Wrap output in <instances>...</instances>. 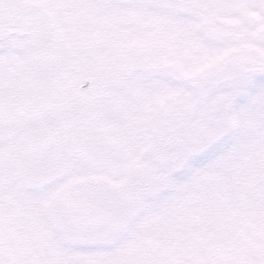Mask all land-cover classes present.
I'll list each match as a JSON object with an SVG mask.
<instances>
[{
	"label": "snow or ice",
	"instance_id": "1",
	"mask_svg": "<svg viewBox=\"0 0 264 264\" xmlns=\"http://www.w3.org/2000/svg\"><path fill=\"white\" fill-rule=\"evenodd\" d=\"M0 264H264V0H0Z\"/></svg>",
	"mask_w": 264,
	"mask_h": 264
}]
</instances>
